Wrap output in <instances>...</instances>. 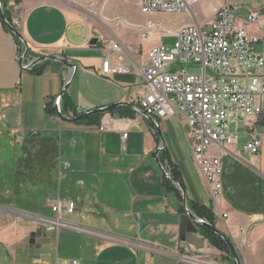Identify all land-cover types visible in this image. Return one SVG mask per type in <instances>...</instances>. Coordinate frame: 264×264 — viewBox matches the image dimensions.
<instances>
[{
	"label": "crops",
	"instance_id": "crops-1",
	"mask_svg": "<svg viewBox=\"0 0 264 264\" xmlns=\"http://www.w3.org/2000/svg\"><path fill=\"white\" fill-rule=\"evenodd\" d=\"M129 1L137 7L134 17L130 6L125 7L128 0H118L110 15L116 19L92 23L48 0H9L17 5L14 15L20 18L19 33L32 60L54 54L76 71L71 78V70L55 59L39 62V74L23 68L32 60L17 58L14 36L0 20V264H61L69 259L80 264H188L168 252L236 264L232 254L204 238L187 214L181 192L164 186L167 177L152 156L161 138L157 158L169 175L170 165L179 172L188 207L194 203L211 211L214 226L230 239L239 264H264L261 126H256L261 135L257 154L244 149V134L227 148L210 147L222 163L221 193L215 199L193 162L185 124L173 116L151 121L134 108L143 81L140 65L146 64L152 47L164 44L161 31L204 26L222 5L245 13L263 8L264 0H198L187 12L149 13L142 20L136 17L138 0ZM152 23L158 27L142 38L138 27ZM92 39L96 42L90 45ZM110 39L120 44L121 52L105 49ZM107 57L128 71L103 74ZM69 79L66 93L79 113L115 103L131 106L136 124L129 126L125 139L122 132H99L87 121H62L56 112H47L46 105ZM57 200L72 201L73 212L57 216L51 210ZM30 214L57 218L67 226H52ZM241 227L250 229L246 236ZM190 235L202 238V247L189 243Z\"/></svg>",
	"mask_w": 264,
	"mask_h": 264
},
{
	"label": "built area",
	"instance_id": "built-area-1",
	"mask_svg": "<svg viewBox=\"0 0 264 264\" xmlns=\"http://www.w3.org/2000/svg\"><path fill=\"white\" fill-rule=\"evenodd\" d=\"M196 2L198 0H138L142 14L187 12ZM9 7V23L19 32L21 21L14 15L17 5ZM157 27V23H152L138 28L142 38H146ZM161 34L174 37L175 41L171 46L159 44L147 52L146 64L140 65L143 81L135 105L147 116L158 119L173 116L185 124L184 136L193 162L212 197L217 199L221 193L222 163L219 155L210 154V147L227 148L235 144L241 134L247 136L244 149L249 153L257 154L261 146L256 126L260 125L264 133V73L260 72L264 66V7L240 13L235 6L222 5L204 26L189 24L175 31L163 30ZM105 49L122 51L120 44L112 39L105 41ZM18 50L19 46L17 58L21 61L22 54L19 55ZM179 62H187L199 71L189 72L183 66L177 68ZM127 71L122 63L111 64L108 57L102 62L103 74ZM51 101L54 103L55 99ZM65 117L73 116L69 113ZM134 123L136 117L123 118L107 111L94 129L122 132L121 137L125 139L129 126ZM51 210L57 216L70 214L74 203L57 200ZM53 220L57 225H64L57 218ZM249 230L240 228L244 236ZM167 254L188 264H218L195 253ZM61 264L80 262L69 259Z\"/></svg>",
	"mask_w": 264,
	"mask_h": 264
},
{
	"label": "water",
	"instance_id": "water-1",
	"mask_svg": "<svg viewBox=\"0 0 264 264\" xmlns=\"http://www.w3.org/2000/svg\"><path fill=\"white\" fill-rule=\"evenodd\" d=\"M0 20L1 22L8 28V30L13 34V36L21 39V42L23 43L24 45V51L21 55V61H24L25 58H26V55L28 53V47H27V44L24 42V40L22 39L20 33L15 30L11 24L7 21V19L5 18L4 16V13H3V9H2V4H1V0H0ZM96 42V39H92L89 44L92 45V44H95ZM49 59H55V60H59L61 63H63L65 66H67L70 70H71V78L72 76L74 75L75 71H76V66L74 64H71L69 63L65 58H62V57H59L57 55H44V56H39L38 58H35L34 60H32L29 64H26L23 68L25 69H29L32 65L34 64H37L41 61H45V60H49ZM70 78V79H71ZM70 79L66 81V83L64 84L62 90H61V93L59 95L56 96L55 98V101H54V108H55V112H56V115L58 116V118L62 121H67V122H77L79 120H82V119H85L87 118L88 116L90 115H93V114H96V113H104V112H107L109 111L111 108H115V107H118V106H127L128 104L127 103H115V104H110V105H107V106H103V107H98V108H94V109H91V110H88L86 112H81L78 116H75V117H65L62 113H61V109H60V101H61V97L62 95L66 92V89L69 85V82H70ZM134 108L140 112L141 114H143L145 117H147L149 120L153 121L154 118L151 117V116H147L145 115L137 106H134ZM161 138V137H160ZM162 146H163V140L161 138V146L158 147L155 152L152 154L154 160L156 161L157 165L159 166V168L162 170V172L165 174V176L171 181L173 182L174 184H176V186L178 187L179 191L181 192V195H182V204L183 206L185 207V210L187 212V214L194 220V222L199 225V226H204V227H207L208 229H210L212 232H214L215 234L219 235L227 244L229 250H230V253L232 254V256L234 257V261L236 264H239V261H238V257H237V254L234 250V247L230 241V239L225 236L224 234L220 233L215 226H212L210 225L209 223H207L206 221L202 220V219H199L197 218L192 212L191 210L189 209L188 205H187V202H186V196H185V193H184V190L182 188V186L175 181V179L169 175L168 173H166L164 167L162 166L161 162L158 160L157 158V154L159 153L160 150H162ZM27 215V214H26ZM32 218H34L35 220H38V221H42V222H45L47 224H50L52 226H59V227H64V226H67V225H62L61 223L60 224H55V220L53 219H49V218H45V217H42V216H37V215H33V214H30ZM196 239H199L200 240V243H196V242H193L192 240H196ZM188 241L189 243H192L193 245H195L196 247H202L203 245V239L202 238H197L196 236H193V235H190L189 238H188Z\"/></svg>",
	"mask_w": 264,
	"mask_h": 264
},
{
	"label": "trees",
	"instance_id": "trees-1",
	"mask_svg": "<svg viewBox=\"0 0 264 264\" xmlns=\"http://www.w3.org/2000/svg\"><path fill=\"white\" fill-rule=\"evenodd\" d=\"M14 1L16 3L20 2V0H14ZM8 3H9V0H1L4 16L7 19V21L10 22V20H11L10 7H9ZM14 39H15L17 45L19 46L20 50L23 53L24 48L22 49L23 46H22L21 39L15 37V36H14ZM28 54L29 53H27L25 60L27 58L32 60V57L29 56ZM39 64L40 63L34 64V65H32L29 68L32 73L39 74V73L42 72V67L39 66ZM117 109H120L122 111L118 112V111H116ZM46 110H47L48 113L55 114V108L52 105V101H50L46 105ZM108 112H110L113 115L131 117L133 115V113H134V110L131 109V106H122V107L111 108ZM61 113L64 116H67L69 113H71L73 117L78 116L80 114L79 112L76 111L72 100L69 98V96H68V94L66 92L61 97ZM101 115H102V113H96V114L88 116L85 119L79 120L77 122L87 121V124H89V125H97L99 120H100ZM169 167H170L171 176L183 188L182 182H181V180L179 178V172L173 166L170 165ZM164 186H166V188H168V189H175V191L178 194L180 192L179 189L176 188L170 182V180H168L167 178H165V180H164ZM179 197L181 199V196H179ZM189 208L192 210V212L195 214V216L197 218L202 219V220L206 221L207 223H209L210 225L214 226V216H213V214L211 213V211L209 209H207L204 206L197 205V204H194V203L189 204ZM200 228L202 230V235L204 236V238L207 239V241L209 242L210 245L216 247L217 249H219L221 251L226 252L227 254H231L226 242L219 235L215 234L214 232H212L207 227L200 226Z\"/></svg>",
	"mask_w": 264,
	"mask_h": 264
},
{
	"label": "rangeland",
	"instance_id": "rangeland-1",
	"mask_svg": "<svg viewBox=\"0 0 264 264\" xmlns=\"http://www.w3.org/2000/svg\"><path fill=\"white\" fill-rule=\"evenodd\" d=\"M51 1L58 6H60L65 11L69 12L72 15L83 17L87 20H89L92 23H97L99 19L108 17L111 21L113 19L117 18L116 16H110L113 15V11L118 8V0H48ZM122 1V0H120ZM132 12V14L136 11V4L128 2L125 4V7H129ZM139 9V8H138ZM239 10V9H238ZM241 11V10H239ZM105 14V15H104ZM140 14H142L140 12ZM137 13L136 17L142 20L144 18L145 14L140 15ZM129 14H127V19ZM134 17V14L132 15ZM147 18H149L148 14L145 15ZM114 17V18H112ZM175 41L174 37L167 36L163 38V43L165 45H173ZM176 66L177 68H180V66L185 67V69L189 72H196L199 71L198 67H193L192 65H188L187 62H179Z\"/></svg>",
	"mask_w": 264,
	"mask_h": 264
}]
</instances>
